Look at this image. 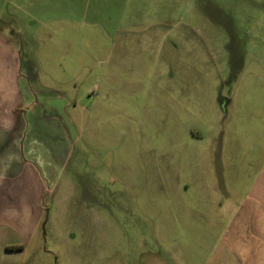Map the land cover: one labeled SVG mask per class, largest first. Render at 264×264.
I'll use <instances>...</instances> for the list:
<instances>
[{
  "label": "rangeland",
  "instance_id": "1",
  "mask_svg": "<svg viewBox=\"0 0 264 264\" xmlns=\"http://www.w3.org/2000/svg\"><path fill=\"white\" fill-rule=\"evenodd\" d=\"M0 31L56 126L22 264H219L211 190L264 156V0H0Z\"/></svg>",
  "mask_w": 264,
  "mask_h": 264
},
{
  "label": "crops",
  "instance_id": "2",
  "mask_svg": "<svg viewBox=\"0 0 264 264\" xmlns=\"http://www.w3.org/2000/svg\"><path fill=\"white\" fill-rule=\"evenodd\" d=\"M20 73V53L0 31V264H22L30 248L38 249L46 191L58 179L54 151L43 140L56 126L47 125L38 99L26 95ZM224 149L217 153L220 164ZM244 162L240 185L212 189L206 207L222 228L219 264H264V156Z\"/></svg>",
  "mask_w": 264,
  "mask_h": 264
},
{
  "label": "trees",
  "instance_id": "3",
  "mask_svg": "<svg viewBox=\"0 0 264 264\" xmlns=\"http://www.w3.org/2000/svg\"><path fill=\"white\" fill-rule=\"evenodd\" d=\"M8 249H9V250H18V249L20 250L21 247H9Z\"/></svg>",
  "mask_w": 264,
  "mask_h": 264
}]
</instances>
